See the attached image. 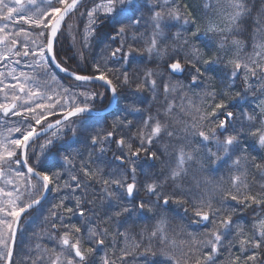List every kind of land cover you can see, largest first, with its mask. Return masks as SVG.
<instances>
[{"label":"snow or ice","instance_id":"6c2138e0","mask_svg":"<svg viewBox=\"0 0 264 264\" xmlns=\"http://www.w3.org/2000/svg\"><path fill=\"white\" fill-rule=\"evenodd\" d=\"M81 2L0 0V45L7 44V51L12 52L23 37L22 51L13 54L31 55L33 62L28 67L34 72L31 76L20 72L23 83L14 77L16 84L0 88L5 96V89H13L12 102L0 103V112L23 117L20 126L7 129V136L0 134V177L7 174L5 183L14 185L11 191L0 188V259L12 264L9 241H15L16 226L22 215L40 205L49 191L68 189L72 193L52 205L50 217H57L56 210L72 198L74 207L64 208V212L69 216L78 213L84 220L91 212L85 205L93 203L87 199L86 190L95 182L107 201L104 218L98 223L88 220L80 226L63 224L61 215L59 226L51 224L55 232L64 229L58 238L50 236L56 246L47 249L37 245L38 254L31 264H44L45 260L47 264H116V259L125 264L130 257L142 258L143 264H216L225 248L229 252L225 264H264V182L259 183L260 191L253 192L248 179L250 169L264 177V95L254 105L248 100L250 93L252 100L257 99V93L264 94V0H205L203 26L195 10L181 0H92L86 11L84 48L90 47L89 37L97 34L98 20L99 26L106 29L108 43H104L99 57L92 59L93 74L72 71L70 75L81 82L76 87L86 88L88 83L99 81L104 91L62 88L54 93L58 97L54 103H37V99L52 101L53 96L42 89L52 90L51 86L58 84L49 59L61 71L69 72L57 61L55 44L66 18ZM9 24L13 31H8ZM245 25L251 27L252 51L248 54H243L244 41L238 38L247 31ZM117 41V46L111 47ZM143 53H147L148 62L155 58V69L141 68L139 64L132 67L133 60L143 59ZM5 56L0 52V60ZM80 57L84 59L83 52ZM110 63L118 67H109ZM14 72L12 69L9 75ZM177 75L185 76L188 83L173 81ZM238 78L242 80V90L232 93L230 89ZM200 86L205 88L201 101L207 100L206 105L193 104L188 98V92ZM160 88L164 104L155 115L144 116V110L133 104L121 106L122 100L132 97L143 103L141 93L150 91L151 107ZM16 89L26 93L22 106L16 103L21 99ZM175 95L180 96L181 112L189 119L173 116L177 105L169 96ZM113 104L116 111L126 115L115 116L109 124L107 117L113 115L109 111ZM17 107L21 110L16 111ZM56 107L61 110V119L47 123V116ZM133 114L142 117L135 131L133 122L127 120V115ZM41 136L46 138L37 145V152L34 145ZM113 142L120 154L114 153L112 160H107L105 145ZM73 144L84 145L87 158ZM33 156L38 165L42 157L49 160L48 170L29 165ZM149 162L150 168L144 169L142 164ZM157 162L159 169L152 167ZM13 165L25 166L27 173ZM222 168L228 172L227 179L217 177ZM63 177L66 179L61 183ZM77 191H81L80 196L74 195ZM177 208L182 211L177 212ZM170 209L181 221H187L172 237L168 234ZM245 210H252L254 215L251 235L234 220L238 212ZM48 219L45 217V221ZM142 221L146 223L139 233L141 240L136 241L130 230ZM113 222V232L101 227ZM194 225L204 231L186 230ZM146 232L149 243L143 245ZM233 232L239 255L231 251L233 243L228 238ZM177 236L186 238L177 240ZM118 238L126 243L113 259ZM154 239L161 245L158 250L151 244ZM109 240L111 248L97 261L95 254L107 249Z\"/></svg>","mask_w":264,"mask_h":264},{"label":"trees","instance_id":"16d2710c","mask_svg":"<svg viewBox=\"0 0 264 264\" xmlns=\"http://www.w3.org/2000/svg\"><path fill=\"white\" fill-rule=\"evenodd\" d=\"M181 3H187L192 9L195 10V14L198 16L199 21H200L201 25L203 26V23H204V20H205V13H204V10H203V4L205 3V0H181ZM249 23H251V22H249ZM99 24H100V22L97 24V28H96V33L97 34L91 37V42L89 44L90 47L89 48H83L84 59H82V61H79L77 59V57H76V55L74 53L73 47L71 46V44L69 42L68 37L65 36V35L63 36V35L59 34V36L57 38V41H56V44H55L56 56H57L59 62L62 63L64 66H66L68 68H71V69H73L75 71H78V72H81V73H86V74H93L92 73V69L90 67V65L92 63V59H93V57H97L98 58L99 54H100V50L103 47L104 43H108V41H107V39H106V37L104 35L106 29L103 28V27H100ZM244 27L247 28V31L244 32V35H246L245 34L246 32L251 31V27H249L247 25H245ZM141 31H143V29H141ZM247 37H248V35L245 36L244 38H247ZM117 44H118V41H117V43H113L111 45V47L115 48L117 46ZM137 64H139V66L141 68L147 67V68H154L155 69L156 65H157V62H155V58H154V62H148L147 53H143V59L142 60H133L132 67H136ZM109 67H118V65H112L110 63ZM60 76L64 80H66V81H68V82H70V83H72L74 85L81 83V82L75 81V79L68 78V77H66V76H64L62 74H60ZM172 79H173V81H181V82H183L185 84L188 83V81L185 78V76H182V75L181 76L180 75L174 76ZM212 83H213V85L215 87H217V88L219 87L218 83H216V82H212ZM159 84H160V81L158 80V85ZM88 85H89L90 89H93V90H99L100 91V90L104 89L103 87H101V84L98 83V82H94V83H91V84H88ZM238 85L240 86V84H235V87L230 89V91L232 93L240 91L241 88ZM131 87H132V89H134L135 88V84L131 85ZM204 91H205L204 86L197 87V88L193 89L192 91L188 92V98L192 101L193 104H196V105H201L202 103L204 104L205 102L207 104L208 103L207 100H205L203 102L201 101V95H202V93ZM158 92H159V94L157 95V99H156L155 102H153L151 104V107L149 106V102L151 101V95H152L150 91H144L143 93H141V97L140 98H142L144 100L143 103H139L138 99L136 97H132L128 101H123L122 100L121 101V106H123L125 103L133 104L136 107L141 108V109L144 110V113H143L144 116H147V115H150V114L151 115H155L156 110L158 108H161L162 105L164 104V96H163V93H162V88L158 89ZM172 99H175V102H176V105H177L176 109L173 112V116L175 117V119H179V120H187V119H189L183 112H181L180 105H181L182 101H181L180 96L179 95L169 96V100H172ZM105 104H106V102H105ZM183 104L185 106V111H187L188 101L187 100L183 101ZM97 106L98 107H102V105H97ZM247 106L248 105H245V107H247ZM117 115H119V116H121V118H123L126 114L123 113V112H120V111H115V112H113V115H110V116L107 117L108 123L110 124L111 121ZM128 116L130 117L131 115H127V117ZM55 117L56 116H54L53 118H55ZM141 119H142L141 116H137V117L131 116L130 121H132L133 125H134L133 128H132V131L136 130L135 126L141 121ZM38 127H40V126H38ZM67 135L70 136L71 133H67ZM72 146L74 148H77L80 151H82L83 155H84V158H87L88 151L85 150L84 145H82V144H73ZM105 148L107 149V151L105 152L104 157L107 160H112L114 153L116 155L120 154L117 151V146H116V144L114 142L110 143V144H106ZM250 151H251V149H250ZM261 152H264V150H261ZM252 154L253 155H258V153H256V152H252ZM78 159H79V157H78ZM93 160H95V156L93 157ZM29 162L31 164L34 163L32 158L29 160ZM49 166H50V161L49 160H45L44 158L41 160L39 165H36V167L39 170H48ZM101 166L103 167V165H101ZM150 166H151V162L142 164V167L144 169H146V170H148L150 168ZM112 167L115 168L116 164H113ZM152 167H155L156 169H159L160 168V163L157 162ZM52 170L54 171L56 169L53 168ZM108 171H109V169L105 170V173H104L105 178H107ZM220 175H223L225 177V179H227V176H228L227 170L222 168L221 171L219 173H217V177H219ZM64 179H66V177H63L60 182L63 183ZM248 179H249V182L252 184L253 192L260 191L259 183L260 182H264V177H261L257 172H255L254 170L250 169L249 170ZM61 191L63 193H69L70 192V191L65 190V189L61 190ZM86 191L88 192L87 199L93 201V203L85 205L86 210L91 209V212L88 213V215L86 217L90 218L92 220V222L98 223L100 220H102L104 218V215H103L104 214V205L107 203V201L103 199L104 194L100 190V185L96 184L95 182H93L92 186L89 187ZM75 193L81 194V191H77ZM60 195L61 194H59L58 192H56V193L52 192L44 202H42L38 207H36L34 210H32L30 213L34 216L35 220H39V219H41V218H43L45 216H48L49 220L51 221V224L52 223L60 224L61 223L60 216L63 215V217H64V214L65 215L67 214V213L64 212V208L74 207V204H75V200L72 199V198H70L68 200H65L64 206L62 208L56 210L57 211V217H55V218L50 217L49 209L52 208L53 204L59 203ZM71 195H72V193H70V197H71ZM176 211L177 212H181L182 209L177 208ZM255 211L259 213L261 211V209L260 208H256ZM169 212H170V223H169V228H168V234H169L170 237H172L177 232L180 231L181 224L182 223L183 224H187V221L186 220L185 221H181L179 216L171 213V209L169 210ZM72 216L73 215H71V216L68 215V217L63 220V224H67V225L77 224V225H80V226H82L84 224V220H81L79 215H75L74 216L75 218H73ZM253 219H254V215H253V211L252 210H245V211H242V212H238L237 215L234 217V220L237 223L241 224L244 227L245 231L249 235H251V225H252ZM144 223H146V221L140 222V224L137 227H135V228L130 230L131 235L135 237L136 241H140L141 240V236L139 235V233H140L141 227L143 226ZM42 227L44 228V225H42ZM105 227H107L109 229V232H113L115 227H116V225L113 222L112 224H106ZM40 230L42 231V229H40ZM186 230L190 231V232H196V233H200V232L204 231L203 228H199V227H197L195 225L192 226L191 228H187ZM121 231H123V229H121ZM148 231H151V224L150 223H149ZM28 235H29V237L32 240L33 239L35 240L37 238V236H38L37 228L34 227V228H31V230H28ZM41 237H42V244H44V246L46 245V247H48V246L51 247V245H49V241L47 240L46 235L42 234ZM182 238H186V237H180V236L176 237L177 240L182 239ZM228 239L231 240L232 243H233V247H232L231 251L234 250V252H236V253L240 252L239 244H238V241H237L235 235L232 234L231 236H229ZM119 240L122 241L123 239L122 238H118V241ZM106 243H107V246H109L111 244V241L109 240ZM127 243L131 244L132 241L130 240ZM142 243H143V245H147L149 243V241L147 239V232L144 234V239H143ZM226 243H227V241H226ZM151 244H152L154 250H158L161 247L159 241L155 240V239L151 241ZM108 249H110V246H109ZM119 249L120 248L117 247L116 255L113 256L114 258H117L120 255ZM228 255H229L228 250L226 248L222 249L220 254L218 255L216 264H225ZM99 257H100V254H98V252H97L95 254V259L97 260V259H99ZM119 262H120L119 264H121L120 260H119ZM125 264H143V260L140 257H135V258H131L130 257V258H128L125 261Z\"/></svg>","mask_w":264,"mask_h":264},{"label":"rangeland","instance_id":"374dc122","mask_svg":"<svg viewBox=\"0 0 264 264\" xmlns=\"http://www.w3.org/2000/svg\"><path fill=\"white\" fill-rule=\"evenodd\" d=\"M39 3V0H38ZM92 6V0H83V2L79 5L78 9L74 11V13L71 14V16H69L66 20V22L64 23L61 32L59 33L60 35H65L68 37L69 42L71 44V46L73 47L74 53L77 57V59L79 61H82L81 57H80V53L83 52V48H84V34H85V26L88 22V18L86 15V11L87 9L91 8ZM83 13V15H82ZM100 22L99 20L97 21V23ZM69 26H71L69 28ZM24 27H28L27 25H24ZM14 29L12 28L11 24H9V29L8 31H13ZM35 31V30H32ZM92 37V36H91ZM91 37H89L88 43L90 44L91 42ZM239 39H241L242 41H244V53L243 54H248L251 53L252 51V40H251V35H249L247 38L244 39V37H238ZM217 40L219 39L218 37L216 38ZM20 43L16 45V48L13 49L12 52H8L7 48L8 45L7 44H2L0 45V52H5L6 56L4 59L0 60V72L4 73L3 77H0V79L3 80V83L0 84V88H3L4 85H14L17 83V80L14 79V77H19L20 78V82L23 83L24 79L23 77H20L19 74L20 72H25L28 73L30 76L34 74L33 69L28 67V65L32 64L33 62V57L30 56H16L13 53L15 51H22V44L25 42L23 37L19 38ZM39 43V41H38ZM31 47V45H30ZM35 50V49H33ZM15 69V72L12 75H9V72ZM52 73H54L57 77V81L58 84H53L51 86L52 90H46V89H42V91H47L48 95L53 96V100L52 101H48L47 99H37V103H54L56 101V99H58V97H56L54 95L55 92H59L62 90V88H69L70 90L74 91V92H79V91H83L87 89H90L89 85L87 84L86 88L85 87H76V85L78 84H72L66 80H64L60 75H58L52 68H51ZM242 76V74H241ZM5 91L8 93L7 96H5V92L4 91H0V103H4V104H10L12 95H13V89L12 88H7L5 89ZM15 94L20 96L21 99L16 101L18 106H22L25 104V101L27 99L26 93H21L19 92V89L15 90ZM261 95L264 94H260L257 93V99L256 100H252L251 98V93L249 94V103L250 104H256L259 102V98L261 97ZM61 103H63V101H61ZM29 107H35V104H29ZM21 108L17 107L16 111H20ZM39 111V110H38ZM61 110L59 107H56L55 109H53L52 114H60ZM51 114V115H52ZM50 116V115H48ZM23 119V117H17V116H13L11 115V113H9L8 115H5L3 112H0V134H2V136H7V129L11 128V127H17L20 126L19 121ZM38 128V126H37ZM16 134H13V136H15ZM51 135V133L49 134V136ZM2 136H0V138H2ZM46 137H43L42 139H40V141L36 142V145H34V147H36V151L39 152V148L37 147L38 144L42 143L43 140ZM43 158V157H42ZM41 158V159H42ZM14 169L20 171V172H24L27 173V171L24 170V168L22 167V165H13ZM8 175L6 174L4 177L1 178L0 180V188H4L5 191H11L14 187L13 184H7L5 183V181L8 179ZM12 178L14 179V181L16 180L14 173L12 174ZM21 187H23V182H20ZM64 190V189H62ZM68 190V189H65ZM69 191V190H68ZM53 193H56L54 191H52ZM60 192V199L62 197L68 196L70 197V192L69 193H63L62 191ZM58 192V193H59ZM74 195L76 196H80L81 194L79 193H75ZM4 199H6V197H4ZM262 213V210L259 212ZM264 214V213H262ZM46 228H44L45 230V235L47 237V240L52 244V248H54L56 246V241L53 239H50V236H55L56 234L51 232V225L47 226L45 225ZM44 234V233H43ZM41 232L38 231V236L37 238L34 240H32L31 245L29 246V250H36V246L40 245L41 248H47L46 245L44 246V244H42V237H41ZM233 235H235V233L233 232ZM44 238V237H43ZM58 238V237H57ZM44 246V247H43ZM51 248V249H52ZM3 250V249H0ZM57 251H59V249L57 248ZM233 254L235 255H239L240 252H234V250L232 251ZM45 264H47V261H44ZM0 264H5V261L0 259Z\"/></svg>","mask_w":264,"mask_h":264},{"label":"bare ground","instance_id":"6f19581e","mask_svg":"<svg viewBox=\"0 0 264 264\" xmlns=\"http://www.w3.org/2000/svg\"><path fill=\"white\" fill-rule=\"evenodd\" d=\"M99 23V22H98ZM97 23V24H98ZM246 35H240V37H245V36H249V35H251V31H248V32H246L245 33ZM245 39V38H244ZM56 58H57V56H56ZM57 60H58V58H57ZM59 61V60H58ZM49 64H50V66H51V68L58 74V75H60L61 73H58L56 70H55V68L53 67V65L50 63V61H49ZM62 64V63H61ZM71 69V68H70ZM73 70V69H72ZM78 72V71H77ZM81 73V72H80ZM181 76V75H180ZM98 83H102V82H99V81H97ZM88 84H91V83H88ZM235 84H240V88H241V90H242V87H243V84H242V80L240 79V78H238L237 80H236V82H235ZM240 90V91H241ZM100 91H104V89L103 90H100ZM249 97V96H248ZM106 102V104H107V101H105ZM105 104V105H106ZM204 105H206V102L204 103ZM103 107V106H102ZM116 111V105H115V107H114V109H112L110 112H115ZM62 115V113H60V114H52V115H50V116H47V123H50V122H52V121H54L56 118H58L59 116H61ZM54 116H56L55 118H53ZM131 116H134V117H137L138 115H135V114H133V115H131ZM131 116L129 117H127V120H130L131 119ZM51 132H48V135L50 134ZM44 136H41L40 137V139H42ZM40 139L39 140H37L36 142H38V141H40ZM43 159V158H42ZM41 159V160H42ZM32 160L34 161V163L33 164H31L30 162H29V165H32V166H34V167H36V165H38L37 164V162H36V158H35V156H33L32 157ZM37 170H39L38 168H37ZM25 171H27V168L25 167ZM52 193V191H49V193H48V195L46 196V199L48 198V196L50 195ZM59 194H60V192H59ZM141 195H143V192H141L140 193ZM39 206V205H38ZM37 206V207H38ZM36 207H34L33 209H31V210H29V212H27L26 214H24L22 217H21V220H20V222H19V224L17 225V234H16V237H15V241H14V243H13V241H9V244H10V246H13L12 247V249H13V251H14V246L16 245V241H17V237H18V234H19V230H20V228H21V225L23 224V221H26V217H27V215L30 217V219H29V221H30V223H28V224H30L29 225V227L28 228H30V229H28V230H31V228H34V227H36L37 228V230L38 231H40L41 232V234H45V230H44V228H46V226L45 225H47V226H49V225H51V221L48 219L47 221H45V217H48V216H45V217H43V218H41V219H39V220H35V218H34V216L30 213L32 210H34ZM31 216H30V215ZM69 215V214H68ZM68 215L66 214H64V218H63V220L65 219V218H67L68 217ZM75 215H78V213L77 214H75ZM75 215H73L72 217L73 218H75L74 216ZM35 220V221H34ZM88 220H91L90 218H88V217H86L85 219H84V223L86 222V221H88ZM92 221V220H91ZM42 225H44V228L42 227ZM58 226H59V224H57ZM67 225V224H66ZM101 227H105V225H101ZM40 229H42V231L40 230ZM44 230V231H43ZM64 229H60V232H62ZM51 232H53V233H55L56 234V237H59V235H60V232H55L53 229H51ZM17 243H18V241H17ZM31 243H32V241L30 242L29 240H27V239H25V240H22L19 244H18V246L17 247H19V248H17L16 250H17V253L19 254V255H23V257L21 258V257H18L15 261H21L19 264H31V262H32V260H35V258H36V256H37V250H31V251H29V246L28 245H31ZM125 241L124 240H122V241H118V243H117V247L118 248H123L124 246H125ZM49 245H51V247H52V244L49 242ZM88 245L87 244H85V247H87ZM110 246V248H111V244L109 245ZM109 246H107V249H104V250H99L98 251V254H102L104 251H106V250H108V248H109ZM44 247V246H43ZM51 247L50 246H48L47 247V249H51ZM24 248V249H23ZM27 250H28V252L30 253V255L27 253ZM113 259H116V258H114L113 257ZM120 262H119V260H117L116 259V264H119ZM37 264H40V262H37ZM45 264V263H44Z\"/></svg>","mask_w":264,"mask_h":264},{"label":"flooded vegetation","instance_id":"af4514ba","mask_svg":"<svg viewBox=\"0 0 264 264\" xmlns=\"http://www.w3.org/2000/svg\"><path fill=\"white\" fill-rule=\"evenodd\" d=\"M24 167V166H23ZM31 216V215H30ZM29 219H30V217L27 215V217H26V221H23V224L21 225V228H20V230H19V234H18V237H17V241H18V243H17V241H16V245L14 246V251H13V257H12V264H19L21 261H15L18 257H23V255H19L18 253H17V248H19V247H17L18 246V244L22 241V240H25V239H27V240H29L30 242L32 241V239L29 237V235H28V229H30V228H28L29 227V225L30 224H28V223H30V221H29ZM24 249V248H23ZM101 250H104V249H101ZM30 251V250H29ZM27 253L30 255V253L28 252V250H27ZM102 254H100V256H101ZM100 258V257H99ZM98 261H99V259H97Z\"/></svg>","mask_w":264,"mask_h":264},{"label":"water","instance_id":"95a60500","mask_svg":"<svg viewBox=\"0 0 264 264\" xmlns=\"http://www.w3.org/2000/svg\"><path fill=\"white\" fill-rule=\"evenodd\" d=\"M83 1V0H82ZM63 26V25H62ZM57 59V58H56ZM49 61H50V63L53 65V67L55 68V70L58 72V73H62V74H64L65 76H68V77H70V78H73L74 79V77H72L71 75H70V73L72 72V71H75V70H72V69H70V68H68V67H66V66H64L63 64H61V66L62 67H64V68H68L69 69V72H63V71H61L60 70V68H57L56 66H55V63L54 62H52L51 61V59H49ZM58 61V60H57ZM75 72H77V71H75ZM78 74H82V75H91V74H86V73H80V72H77ZM97 82V81H96ZM114 107H115V104H113L112 105V107L109 109V111H111L112 109H114ZM61 117H62V115L61 116H59L58 118H56L55 120H58V119H61ZM54 120V121H55ZM54 121H52V122H50V123H54ZM39 130V129H38ZM0 179H1V177H0ZM49 193V192H48ZM48 193L46 194V196L48 195ZM46 196L43 198V200L46 198ZM42 200V201H43ZM23 216V215H22ZM16 228H17V226H16ZM16 234H17V231H16ZM14 243V242H13ZM13 247V246H12Z\"/></svg>","mask_w":264,"mask_h":264}]
</instances>
